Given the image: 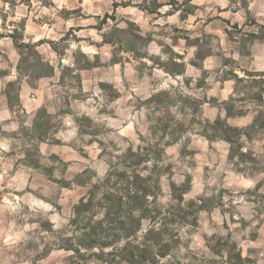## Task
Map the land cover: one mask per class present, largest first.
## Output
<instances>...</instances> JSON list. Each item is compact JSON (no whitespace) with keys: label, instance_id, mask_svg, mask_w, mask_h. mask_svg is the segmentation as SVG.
Instances as JSON below:
<instances>
[{"label":"rangeland","instance_id":"1","mask_svg":"<svg viewBox=\"0 0 264 264\" xmlns=\"http://www.w3.org/2000/svg\"><path fill=\"white\" fill-rule=\"evenodd\" d=\"M152 1L0 0V264H126L101 182L137 148L200 205L158 264H264V0Z\"/></svg>","mask_w":264,"mask_h":264},{"label":"trees","instance_id":"2","mask_svg":"<svg viewBox=\"0 0 264 264\" xmlns=\"http://www.w3.org/2000/svg\"><path fill=\"white\" fill-rule=\"evenodd\" d=\"M157 5L154 0L143 8L152 12ZM9 37L15 45L22 46L12 35ZM249 76L254 78L256 75L252 73ZM234 77L241 82L237 75ZM256 124L264 126L260 113L254 118L252 126ZM140 151V148L128 150L121 163L125 167L113 169L101 182L104 215L101 219V244L98 246L101 247V257H110V263L118 260L126 264H158L160 260L169 258L180 244L179 227L195 226L197 221L200 205L195 201L185 203L183 194L180 191L176 193L178 189L174 187L173 204L167 209L159 206L156 182L149 175L143 176L138 168L148 158ZM87 205L82 204L76 210L84 212ZM110 247L114 251L103 253V249ZM231 256L239 263L242 260L239 252L228 251V260Z\"/></svg>","mask_w":264,"mask_h":264},{"label":"crops","instance_id":"3","mask_svg":"<svg viewBox=\"0 0 264 264\" xmlns=\"http://www.w3.org/2000/svg\"><path fill=\"white\" fill-rule=\"evenodd\" d=\"M211 64H212L211 62H210V63H207V64H206V68H207L209 65H211Z\"/></svg>","mask_w":264,"mask_h":264}]
</instances>
